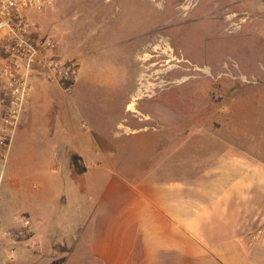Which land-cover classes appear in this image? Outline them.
I'll list each match as a JSON object with an SVG mask.
<instances>
[{
  "label": "crops",
  "instance_id": "0c3cea01",
  "mask_svg": "<svg viewBox=\"0 0 264 264\" xmlns=\"http://www.w3.org/2000/svg\"><path fill=\"white\" fill-rule=\"evenodd\" d=\"M41 78L27 135L0 162V264H264L263 161L231 147L163 156L150 129L94 143L75 97ZM131 142L142 156L128 166Z\"/></svg>",
  "mask_w": 264,
  "mask_h": 264
},
{
  "label": "rangeland",
  "instance_id": "374dc122",
  "mask_svg": "<svg viewBox=\"0 0 264 264\" xmlns=\"http://www.w3.org/2000/svg\"><path fill=\"white\" fill-rule=\"evenodd\" d=\"M33 19L36 33L54 38L58 54L80 67L76 81L51 85L75 97L73 108L86 115L80 133L89 141L99 143L102 134L116 140L117 127L127 134L150 129L163 156L231 147L264 162V0H51ZM143 60V82L156 87L133 109ZM4 104L1 98L0 118ZM20 119L6 162L23 113ZM128 144L131 166L141 153ZM54 158L59 163L60 153Z\"/></svg>",
  "mask_w": 264,
  "mask_h": 264
},
{
  "label": "built area",
  "instance_id": "2783aa9c",
  "mask_svg": "<svg viewBox=\"0 0 264 264\" xmlns=\"http://www.w3.org/2000/svg\"><path fill=\"white\" fill-rule=\"evenodd\" d=\"M51 0H0V99L5 100L0 118V162L7 160L21 111L30 95L34 75L50 83L76 81L80 67L57 52L52 37L38 35L34 14L42 13ZM0 173V187L2 183ZM19 219L28 224L24 216ZM2 237L9 231L0 229Z\"/></svg>",
  "mask_w": 264,
  "mask_h": 264
},
{
  "label": "bare ground",
  "instance_id": "6f19581e",
  "mask_svg": "<svg viewBox=\"0 0 264 264\" xmlns=\"http://www.w3.org/2000/svg\"><path fill=\"white\" fill-rule=\"evenodd\" d=\"M144 5V4H143ZM155 40V39H154ZM171 43V42H170ZM149 46V45H148ZM169 49V48H168ZM168 49H167V51H168ZM184 53V52H183ZM169 55V54H168ZM148 58V57H147ZM183 58H185V57H183ZM142 60V59H141ZM173 60V59H172ZM191 61V60H190ZM139 64H138V67H137V75L139 74V78H138V82H137V85H136V89H135V92H134V95H133V97H132V102L130 103V106L133 108V109H136V107H135V104H136V101H137V99L138 98H140V97H146V95H149V93H151V92H154V89H155V87H156V84L155 83H150V82H143V79H144V77H146V74L145 73H141V72H143V71H145V66L143 65V63H144V60L143 61H141V63L140 62H138ZM146 63V62H145ZM194 64V63H193ZM177 66V65H176ZM175 66V67H176ZM194 66V65H193ZM156 67V66H155ZM178 67V66H177ZM202 67V66H201ZM153 68V67H152ZM165 68H167V65H166V67ZM164 68V69H165ZM172 68H174V66L172 67ZM182 68V67H181ZM163 69V68H162ZM191 69V68H190ZM168 70H170V69H168ZM199 70H201V69H199ZM147 71V70H146ZM158 71V70H157ZM171 73H172V71L170 70V71H168L167 72V75L168 76H171ZM153 74V73H152ZM137 78V77H136ZM188 78V77H187ZM186 78V79H187ZM147 78H145V80H146ZM153 79V78H152ZM172 79H174L173 77H172ZM185 79V80H186ZM147 81V80H146ZM171 84V83H170ZM161 85V84H160ZM166 85V84H165ZM158 86V85H157ZM167 86V85H166ZM159 87V86H158ZM165 88V87H164ZM157 92V91H156ZM164 93V92H163ZM132 109V110H133ZM136 111V110H135Z\"/></svg>",
  "mask_w": 264,
  "mask_h": 264
}]
</instances>
